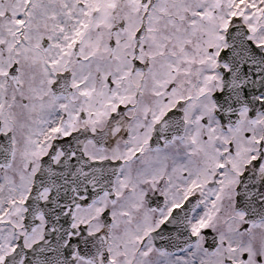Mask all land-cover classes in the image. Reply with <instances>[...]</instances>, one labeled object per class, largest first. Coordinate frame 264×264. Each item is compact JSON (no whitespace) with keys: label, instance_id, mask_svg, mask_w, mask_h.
Returning <instances> with one entry per match:
<instances>
[{"label":"snow or ice","instance_id":"1","mask_svg":"<svg viewBox=\"0 0 264 264\" xmlns=\"http://www.w3.org/2000/svg\"><path fill=\"white\" fill-rule=\"evenodd\" d=\"M0 264H264V0H0Z\"/></svg>","mask_w":264,"mask_h":264}]
</instances>
